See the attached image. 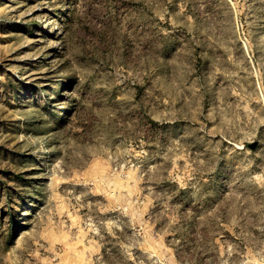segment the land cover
<instances>
[{
  "label": "rangeland",
  "instance_id": "rangeland-1",
  "mask_svg": "<svg viewBox=\"0 0 264 264\" xmlns=\"http://www.w3.org/2000/svg\"><path fill=\"white\" fill-rule=\"evenodd\" d=\"M0 264H264V0H0Z\"/></svg>",
  "mask_w": 264,
  "mask_h": 264
},
{
  "label": "trees",
  "instance_id": "trees-1",
  "mask_svg": "<svg viewBox=\"0 0 264 264\" xmlns=\"http://www.w3.org/2000/svg\"><path fill=\"white\" fill-rule=\"evenodd\" d=\"M69 5V4H68ZM63 9H65V7H63Z\"/></svg>",
  "mask_w": 264,
  "mask_h": 264
}]
</instances>
